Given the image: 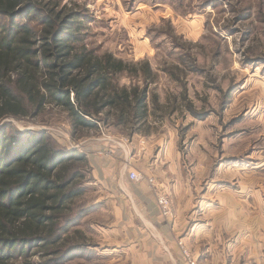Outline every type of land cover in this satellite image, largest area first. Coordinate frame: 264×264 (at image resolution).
Returning <instances> with one entry per match:
<instances>
[{"label": "rangeland", "instance_id": "1", "mask_svg": "<svg viewBox=\"0 0 264 264\" xmlns=\"http://www.w3.org/2000/svg\"><path fill=\"white\" fill-rule=\"evenodd\" d=\"M53 2L77 12L79 32L98 56L110 54L129 64L119 85L146 88L148 114L120 124L111 116L99 129L78 134L67 114L51 106L39 117L0 122V127L9 121L23 131H47L69 151L88 157L76 180L81 194L66 212L76 222L64 244L53 245L59 253L34 247L15 264H103L101 258L111 253L103 249L111 243L116 203L92 166L103 147H118L121 140L130 144L134 137L157 143L171 164L189 167L194 177L193 167L230 163L234 157L227 149L243 146L245 154L264 149V0ZM147 64L150 72L144 73ZM120 259L105 263L123 264Z\"/></svg>", "mask_w": 264, "mask_h": 264}, {"label": "trees", "instance_id": "2", "mask_svg": "<svg viewBox=\"0 0 264 264\" xmlns=\"http://www.w3.org/2000/svg\"><path fill=\"white\" fill-rule=\"evenodd\" d=\"M56 3L0 0V122L39 117L49 106L67 114L73 134L99 129L111 116L117 124L143 119L147 89L118 82L129 64L110 54L98 56L79 32L77 12ZM87 159L47 131L2 124L0 264H15L34 247L59 253L53 245L64 244L76 222L66 212L81 194L76 180Z\"/></svg>", "mask_w": 264, "mask_h": 264}, {"label": "crops", "instance_id": "3", "mask_svg": "<svg viewBox=\"0 0 264 264\" xmlns=\"http://www.w3.org/2000/svg\"><path fill=\"white\" fill-rule=\"evenodd\" d=\"M118 144L99 150L92 164L116 201L111 243L103 249L111 253L103 264L120 257L123 264H188L180 242L199 264H264L263 148L227 149L230 163L193 167L195 179L189 167L171 164L157 143L134 137ZM142 162L143 179L131 180L129 172H139ZM163 193L171 198L169 215L159 204Z\"/></svg>", "mask_w": 264, "mask_h": 264}, {"label": "built area", "instance_id": "4", "mask_svg": "<svg viewBox=\"0 0 264 264\" xmlns=\"http://www.w3.org/2000/svg\"><path fill=\"white\" fill-rule=\"evenodd\" d=\"M129 177L131 180L133 181H140L143 179V175L136 171H130L129 172ZM149 181L151 182V184L155 185V178L154 177H150ZM159 204L161 206V210L165 215H169L171 213V203H170V199L169 197L163 193L161 195H159ZM182 249V254L183 257L185 259V261H187L188 264H199L198 260L195 258V256L193 255V253L190 251V249H188L183 242L179 243Z\"/></svg>", "mask_w": 264, "mask_h": 264}]
</instances>
